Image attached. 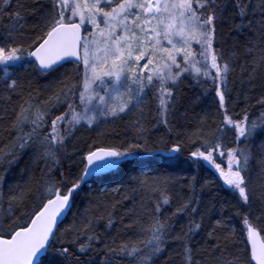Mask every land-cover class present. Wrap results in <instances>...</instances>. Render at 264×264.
<instances>
[{
	"label": "trees",
	"instance_id": "16d2710c",
	"mask_svg": "<svg viewBox=\"0 0 264 264\" xmlns=\"http://www.w3.org/2000/svg\"><path fill=\"white\" fill-rule=\"evenodd\" d=\"M0 8V43L34 49L40 42L36 37L42 35V19L52 12L51 0H13ZM17 11L22 18L11 30ZM235 13L232 0H221L213 48L232 69L227 87L219 89L224 92V108L220 107L216 82L185 72L176 85H168L172 96L166 111L160 106L159 93L150 88L141 121L123 114L91 127L74 128L62 123L59 131L64 143L50 144L44 137L51 133L52 120L73 104L80 65L69 62L42 73L24 52V59L10 66V79L0 73V229L7 233L28 223L45 202L50 185L65 191L73 183H80L42 264H186L185 244L192 250L193 264H215L221 249L229 259L239 257V264H254L244 218L264 242V130L257 127L246 142L243 137L238 142L236 130L223 121L226 110L234 121L247 116L249 124H264V105L257 103L264 96V65L251 82L255 86H250L241 65L251 67L252 56L241 53L252 46L255 32L239 27L241 20ZM247 19L255 18L249 15ZM10 80L16 82L13 87H9ZM70 86L72 91L64 96ZM21 105L30 106L29 118L14 127ZM37 113L43 115V120L37 121L39 128L32 123ZM34 128L27 143L37 139L34 150L19 147L17 138H27ZM217 143L221 147L213 157L225 172L227 156L221 157L220 151L239 148L250 152V162L241 173L250 189L247 204L238 190L225 185V178L214 167L192 155ZM177 146L179 150L172 152ZM50 147L55 149V160L45 155ZM98 148L130 150L133 154L118 167L81 182L85 155ZM10 152L12 155H7ZM20 193L22 203L11 200ZM165 196L167 204L163 203ZM10 202L11 215L4 214ZM184 203L188 207L177 211ZM155 220L165 228L161 251L153 254V245L147 241L152 239L149 229ZM89 236L93 237L91 241ZM82 244L89 245L86 251H79ZM123 244L141 251L135 256L112 251ZM62 248H68L69 254L58 255Z\"/></svg>",
	"mask_w": 264,
	"mask_h": 264
},
{
	"label": "snow or ice",
	"instance_id": "6c2138e0",
	"mask_svg": "<svg viewBox=\"0 0 264 264\" xmlns=\"http://www.w3.org/2000/svg\"><path fill=\"white\" fill-rule=\"evenodd\" d=\"M12 2L13 0H0V5L9 6ZM51 3L52 12L42 19V35L36 37L40 42L34 50L28 51L17 46L5 47L0 44V73L3 76L10 79V66L24 59V52L35 57L40 68L46 70L53 69L59 61L74 57L85 69L82 91L78 97L80 102L90 104L96 100L98 103L94 107L100 115L117 116L126 112L133 99L139 100L140 95L149 87L159 93L160 106L166 111L168 100L172 96V90L168 85H176L185 72H190L217 83L220 107L224 108V92L219 89L226 87L227 76L232 69L224 56L213 48L215 21L218 19L217 9L221 0H72L71 5L69 0H51ZM232 6L236 9L235 14L240 17L239 27L255 32L250 40L252 46H246L241 53L244 56H252L251 67L241 65V68L247 72L246 82L254 87L251 82L256 79L257 72L264 65V0H232ZM2 11L0 8V12ZM69 11L71 14L66 15ZM249 15L255 19L246 20ZM76 17H79L78 21ZM13 18L17 21L21 19L20 12L14 13ZM86 23L95 29V32H91L85 28L88 35L92 36L91 40L87 36H81V29ZM193 44L199 45V48L194 49ZM232 58H236L235 52ZM149 65H152V68L145 75V69H148ZM127 81L137 85L135 97ZM15 83V80H12L9 87H13ZM109 84L119 85L124 89V91L115 89V96L112 97L115 103H110L105 95H101L97 90L101 87L107 89ZM71 91L70 86L63 95L68 96ZM57 99L60 97L57 96ZM257 103L264 105V96H261ZM67 107L68 112L52 120V132L44 137L46 142L62 145L65 137L60 134L59 125L62 123L75 125L84 119L76 112L73 104L69 103ZM29 111L30 106L25 108L21 105L13 126L19 127L26 122ZM69 115L71 118L65 120ZM41 120L43 115L37 113L32 123L39 128L37 121ZM93 120L94 117H88L86 123L91 126ZM223 122L236 130L238 142L241 137L246 142L255 134L257 127L264 130V124L259 126L255 123L249 124L247 116L240 121H234L226 110ZM35 131L36 128L27 138L18 137L19 147L23 148ZM220 147L221 145L217 143L211 149L205 148V151L197 149L192 155L214 167L225 178L226 184L238 190L239 196L247 204L250 189L245 183V176L241 173L250 162V152L239 148L227 152L220 151L221 157L227 156L225 172L221 163L216 162L213 157V152ZM178 150L177 146L172 152ZM261 152L264 153V148ZM132 154L130 150L121 151L114 148L91 151L86 157L87 164L80 181L94 173L118 167L121 161ZM7 155L10 156L12 153ZM45 155L55 160V149L50 147ZM261 167H264V159L261 161ZM79 187L80 183H73L65 191H61L54 184L50 185L46 197L43 198L46 202L33 213V218L28 223L13 227L7 233L0 229V237L3 235L9 237L0 238V264H42L41 258L47 255L54 239V228L58 218L70 211L71 197ZM11 200L22 203L23 193L13 196ZM163 203H168L166 196ZM187 207L188 204L184 203L177 211ZM159 210L158 205L156 211ZM244 223L251 244V260L256 264H264V243L257 244L258 233L247 217L244 218ZM194 227L199 229L200 225L195 224ZM164 228V224L155 220L149 229L152 239L147 243L153 245L151 249L153 254L161 251ZM92 239L93 237H88L89 241ZM88 246L82 244L79 251H86ZM112 251L135 256L141 249L123 244L118 250ZM57 254L66 256L69 250L62 248ZM184 259L186 264H193L192 250L187 244L184 247ZM215 264H239V257L229 259L221 249L216 256Z\"/></svg>",
	"mask_w": 264,
	"mask_h": 264
},
{
	"label": "rangeland",
	"instance_id": "374dc122",
	"mask_svg": "<svg viewBox=\"0 0 264 264\" xmlns=\"http://www.w3.org/2000/svg\"><path fill=\"white\" fill-rule=\"evenodd\" d=\"M69 2H70V5H71L72 0H69ZM70 14H71L70 11L66 13V15H70ZM76 20L78 21L79 17H76ZM18 23H19V20L17 21L15 19H13V22L11 23V28H12L11 30H14V28L18 25ZM82 28L84 30V36H87L88 39L91 40L92 36L88 35V32L85 31V28H87L91 32H95V29L92 27V25L87 24V23ZM2 45H4V44H2ZM193 48L194 49H198L199 45L193 44ZM197 58L202 59L201 57H197ZM141 63H143V61H141ZM79 65H80V68H79V70H80V78H79L78 84L76 85V88H75V90L73 92V96H74L73 97L74 98L73 99V105L75 106L76 112L80 113V115L82 117H84V119H81L79 124L72 125L74 128H75V126L78 127L80 125H85L87 127L95 126V125H97L99 123H102L104 121L109 120L110 118H114V117H117V116H120V115H123V114H130L132 116V118L134 120H136L137 122L141 121V118H142V115H143V112L141 111L142 110V106L144 105V103L146 101L147 92L149 91V89L151 87L145 89L144 93L140 95L139 100L134 98L132 104L129 106V109L126 112L120 113L117 116H112L110 114L107 115V116L100 115L99 111L94 107L95 105H97L98 101L93 100L90 104L87 103V102L81 103L79 98H78L80 91H82L81 85H82V81H83L84 74H85V69H84L83 64L80 63ZM24 66H27V64H24ZM151 68H152V65H149L148 69H145V75L148 74V72L151 70ZM11 81L12 80H10L9 84H11ZM227 82H228V80H227ZM127 83L133 89V95L135 97L137 85L132 84L131 81H127ZM93 87L95 88L96 85H93ZM226 87H227V83H226ZM117 88H119L120 91H124V89L122 87H120L119 85H114V84H109V87L107 89H104V88L101 87V88H98L97 90L100 92L101 95H105L106 99L109 100L110 103H115V101L112 99V97L115 96V89H117ZM222 88H225V87H222ZM68 111H69V109H68ZM66 117H67V119L71 118L70 115L66 116ZM88 117H94V120H93L91 126H89L88 123H86V120H87ZM51 132H52V129H51ZM34 140H32L29 144H26L24 146V149L28 148V151L34 150V143L37 141V139H34ZM29 145H30V147H29ZM38 147L42 148V144H39ZM39 154L40 153H38L36 155H39ZM35 157H37V156H35ZM45 157H43V158H45ZM40 158H42V156H40ZM5 213H9V209H5L4 210V214Z\"/></svg>",
	"mask_w": 264,
	"mask_h": 264
},
{
	"label": "water",
	"instance_id": "95a60500",
	"mask_svg": "<svg viewBox=\"0 0 264 264\" xmlns=\"http://www.w3.org/2000/svg\"><path fill=\"white\" fill-rule=\"evenodd\" d=\"M81 36H82V37L84 36V30H83V28L81 29ZM34 49H35V48H34ZM34 49H32V50H34ZM32 50H31V51H32ZM29 57H30V59L35 63L37 69H38L40 72H42V73H48V72L52 71L53 69H55L56 67H59V66L65 64V63H69V62H70V63L76 64V65H78V64L81 63L79 60H76V59L73 57V58H68V59H65V60L59 61L58 64H56V65L53 66V69H51V70H46V69H41V68H40V66H39V62L35 59V57H32V56H29ZM99 149H100V148L95 149V150H93V151H96V150H99ZM105 149H106V148H105ZM89 153H90V152H89ZM89 153H88V154H89ZM88 154L85 155V165L87 164L86 157H87ZM104 171H105V170H104ZM104 171H102V172H98V173H94V174H92V175H89V176L85 177V178L83 179V181H85L86 179L92 177L93 175L101 174V173H103ZM83 172H84V171H83ZM82 175H83V173H82ZM83 181H82V182H83ZM225 184H226V183H225ZM71 203H72V197H71ZM68 212H69V211H68ZM68 212H67L66 214H64V215H62L61 217L58 218L57 224H56V226H55V228H54V235H55V232H56L57 228L59 227V225H60V224L64 221V219L66 218ZM32 218H33V217H32ZM253 228H254V227H253ZM254 229H255V228H254ZM255 230H256V229H255ZM256 231H257V230H256ZM257 233H258V236H257V244L259 245L260 243H264V242H263V239H262V237H261V235H260V233H259L258 231H257ZM0 238L7 239L6 237H0ZM8 238H9V237H8ZM247 238H248V249H249V253H250V251H251V244H250V242H249L248 230H247ZM51 242H52V241H51ZM41 259H43V257H42ZM252 262H253L254 264H256L255 261L252 260Z\"/></svg>",
	"mask_w": 264,
	"mask_h": 264
},
{
	"label": "bare ground",
	"instance_id": "6f19581e",
	"mask_svg": "<svg viewBox=\"0 0 264 264\" xmlns=\"http://www.w3.org/2000/svg\"><path fill=\"white\" fill-rule=\"evenodd\" d=\"M226 185V184H225ZM227 186V185H226ZM254 227V226H253ZM255 228V227H254ZM256 229V228H255ZM257 230V229H256ZM258 231V230H257ZM259 232V231H258ZM262 237V236H261ZM263 239V238H262ZM247 244H248V238H247ZM249 250V249H248ZM250 254V253H249ZM251 258V256H250ZM252 261V260H251Z\"/></svg>",
	"mask_w": 264,
	"mask_h": 264
}]
</instances>
